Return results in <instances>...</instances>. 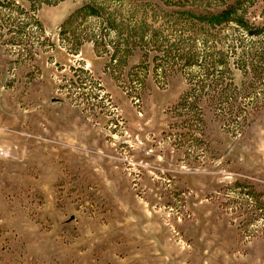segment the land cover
I'll return each mask as SVG.
<instances>
[{"label":"rangeland","instance_id":"1","mask_svg":"<svg viewBox=\"0 0 264 264\" xmlns=\"http://www.w3.org/2000/svg\"><path fill=\"white\" fill-rule=\"evenodd\" d=\"M239 24L264 0H0V264H264V93L182 149L169 110L201 70L155 68L237 66L261 41Z\"/></svg>","mask_w":264,"mask_h":264},{"label":"trees","instance_id":"2","mask_svg":"<svg viewBox=\"0 0 264 264\" xmlns=\"http://www.w3.org/2000/svg\"><path fill=\"white\" fill-rule=\"evenodd\" d=\"M87 8L95 10L93 5ZM182 14L187 15V18L196 19L213 26H221L223 23L228 25L234 21V18L230 16L234 12L230 13L228 11L209 13L197 17L187 12H182ZM31 18L39 25L40 22L37 19ZM32 25L35 24L32 23ZM240 26L246 30V36L260 38L261 41L256 51H242L237 66H235V63L232 65L230 58L225 54L218 60H209L204 56L201 62L197 61L199 59L195 61L194 55L186 59H181L176 54H166L157 58L156 72L161 70L159 77H162L163 81L167 79L168 74L176 71V73L181 72L184 74L190 67H197L201 70L196 75H184L188 80L187 90L176 105L169 110V131L165 135L178 142L182 149L186 148L187 145H197L198 147L202 144L201 142L206 144L205 128L208 116L224 124V127L232 133L239 135L245 122L242 121V118L248 112L247 104L249 103H245V99L249 96L252 97L253 90L255 93L256 91L264 93V28L248 30L245 25L241 24ZM78 53V51L75 52L76 55ZM232 54H236V52L233 50ZM193 59L195 62L192 63ZM236 69L253 77L250 89L249 86H245L243 90H239L235 86ZM146 80L147 78L144 77L142 80L137 78L135 81L144 87L146 86Z\"/></svg>","mask_w":264,"mask_h":264},{"label":"water","instance_id":"3","mask_svg":"<svg viewBox=\"0 0 264 264\" xmlns=\"http://www.w3.org/2000/svg\"><path fill=\"white\" fill-rule=\"evenodd\" d=\"M57 101H61V100L57 99Z\"/></svg>","mask_w":264,"mask_h":264}]
</instances>
